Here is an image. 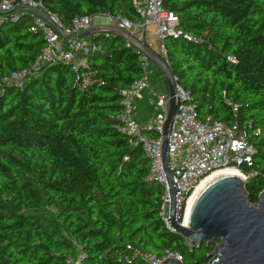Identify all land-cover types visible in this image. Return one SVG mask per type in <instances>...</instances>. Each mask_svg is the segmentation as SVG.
Returning <instances> with one entry per match:
<instances>
[{"label": "trees", "instance_id": "16d2710c", "mask_svg": "<svg viewBox=\"0 0 264 264\" xmlns=\"http://www.w3.org/2000/svg\"><path fill=\"white\" fill-rule=\"evenodd\" d=\"M35 1L63 26L77 16L102 14L141 22L132 0ZM162 5L192 38L163 42L168 66L189 91L198 117L231 124L226 100L240 104L236 118L255 152L251 164L238 169L256 203L264 190V0ZM29 23L27 14L1 21L0 78L26 67L44 47ZM90 38L99 49L88 61L103 85L79 90L71 67L55 63L22 89L0 87V264H70L77 247L83 264H144L128 246L157 256L177 251L183 264H206L213 245L189 248L165 227L159 216L163 188L148 179V158L115 120L119 91L141 75L138 53L120 35Z\"/></svg>", "mask_w": 264, "mask_h": 264}, {"label": "built area", "instance_id": "2783aa9c", "mask_svg": "<svg viewBox=\"0 0 264 264\" xmlns=\"http://www.w3.org/2000/svg\"><path fill=\"white\" fill-rule=\"evenodd\" d=\"M133 6L141 17L136 23L121 16H106L109 25L126 30L139 38L145 27L155 25L154 33L159 37L161 57L167 61L164 38L167 36L192 39L178 28L177 15L162 5V0H132ZM21 14L29 17L28 29L41 34L45 44L35 59L26 67L14 70L0 78V87L12 86L22 89L33 77L37 76L44 66L62 63L71 67L75 74L74 84L79 90H86L104 84V79L95 69L88 57L99 49L90 37L71 38L97 24L98 15L77 16L69 26H63L58 17L49 11L41 2L35 0H0V23L3 19H17ZM59 29L63 31L60 34ZM105 34V33H104ZM109 35V34H106ZM125 47L134 48L125 41ZM135 49V48H134ZM139 55L141 75L133 80L127 88L119 91L120 110L115 115L119 130L125 134L132 147H140L150 162L148 179L157 181L163 188L159 216L165 227L172 232L168 222L170 195L169 186L161 160V133L168 107V92L157 91L150 84V59L135 49ZM229 60L233 59L228 57ZM174 77V76H173ZM175 98L178 100V110L170 124L167 158L176 191V216L182 223L188 209L190 198L196 187L206 177L231 168L239 171L242 163L251 164L255 152L246 130L239 126L236 113L240 104L226 100L230 106L234 119L231 124L221 120H214L210 115L199 118L195 105L191 102L190 93L182 88L175 77ZM147 100L154 109V116L150 122L141 124L134 117L136 101ZM251 128V123H248ZM152 131L156 135H151ZM254 134H257L255 132ZM179 218L181 220H179ZM189 248L191 245L187 239ZM135 257H139L144 264H161L165 259L173 258L182 262V256L177 251L165 250L161 256L150 252L140 251L128 246ZM74 256L67 260L70 264H83L85 256L79 247Z\"/></svg>", "mask_w": 264, "mask_h": 264}, {"label": "water", "instance_id": "95a60500", "mask_svg": "<svg viewBox=\"0 0 264 264\" xmlns=\"http://www.w3.org/2000/svg\"><path fill=\"white\" fill-rule=\"evenodd\" d=\"M61 35L63 31L59 29ZM116 34L128 41L140 53L145 54L160 70L169 97L168 112L161 133V160L169 186V219L172 232L187 239L191 247L213 245L206 264H264V190L256 203L247 195L246 180L241 173L223 171L213 175L196 192L184 219L176 216V187L168 165L167 143L170 124L178 110L175 98V80L166 60L126 30L113 25H94L87 31L71 38L91 37L95 34ZM166 38V37H165ZM161 264H183L168 258Z\"/></svg>", "mask_w": 264, "mask_h": 264}, {"label": "rangeland", "instance_id": "374dc122", "mask_svg": "<svg viewBox=\"0 0 264 264\" xmlns=\"http://www.w3.org/2000/svg\"><path fill=\"white\" fill-rule=\"evenodd\" d=\"M104 24V25H109L110 22L104 15H98L97 16V24ZM146 41L148 42L149 45L152 46V49L156 53H160L159 49V37L157 35H154L152 32H149V30L146 31ZM146 42V43H147ZM151 42V44H150ZM151 48V47H150ZM150 76L152 75V78L150 79V84L159 92L166 93V87L161 80V77L156 74V68L150 65ZM241 173V172H240ZM242 174V173H241ZM245 176V175H244ZM246 177V176H245Z\"/></svg>", "mask_w": 264, "mask_h": 264}, {"label": "crops", "instance_id": "0c3cea01", "mask_svg": "<svg viewBox=\"0 0 264 264\" xmlns=\"http://www.w3.org/2000/svg\"><path fill=\"white\" fill-rule=\"evenodd\" d=\"M96 25H104V24L102 23V24H96ZM154 29H155V25L150 23L145 27V29L139 35H140V37H143V39L146 41V39H145L146 38V31L149 30V32H152L154 35H156L154 33ZM150 44H151V42H150ZM150 47L152 49L151 45H150ZM153 116H154L153 115V109L148 104V102H145L144 100L135 102V104H134V117L136 118L137 121H139L141 124H146V123L151 121Z\"/></svg>", "mask_w": 264, "mask_h": 264}, {"label": "bare ground", "instance_id": "6f19581e", "mask_svg": "<svg viewBox=\"0 0 264 264\" xmlns=\"http://www.w3.org/2000/svg\"><path fill=\"white\" fill-rule=\"evenodd\" d=\"M224 171H232V172H237V173H239L238 171H235V170H233V169H231V168L225 169ZM222 172H223V171H222ZM217 173H220V172H217ZM217 173H214V174H212V175L206 177L204 180L201 181V183L196 187L194 193L192 194V196H191V198H190V202L192 201V199H193L194 195L196 194V192H197V191L203 186V184H204L208 179H210L213 175H215V174H217ZM189 204H190V203H189Z\"/></svg>", "mask_w": 264, "mask_h": 264}]
</instances>
